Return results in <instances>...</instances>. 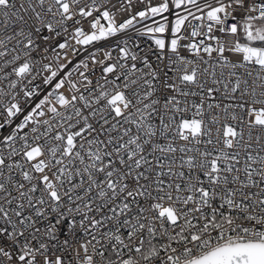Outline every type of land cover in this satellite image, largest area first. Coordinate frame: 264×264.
<instances>
[{"label": "snow or ice", "instance_id": "6c2138e0", "mask_svg": "<svg viewBox=\"0 0 264 264\" xmlns=\"http://www.w3.org/2000/svg\"><path fill=\"white\" fill-rule=\"evenodd\" d=\"M0 264H264V0H0Z\"/></svg>", "mask_w": 264, "mask_h": 264}]
</instances>
